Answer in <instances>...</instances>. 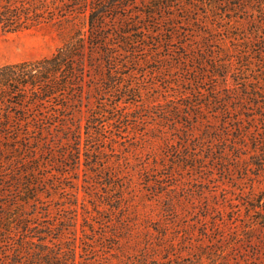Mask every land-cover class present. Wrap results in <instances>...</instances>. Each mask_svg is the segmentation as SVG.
<instances>
[{"label":"trees","instance_id":"trees-1","mask_svg":"<svg viewBox=\"0 0 264 264\" xmlns=\"http://www.w3.org/2000/svg\"><path fill=\"white\" fill-rule=\"evenodd\" d=\"M132 1L0 0V35L44 26L71 32L51 56L0 66V264L85 262L93 250L80 252L78 183L71 186L69 206H58L59 216L53 214V192L68 194L63 181L82 165L94 175L114 174L125 157L105 156L117 152L106 142L114 141L117 132L129 136L132 129L143 128L136 140L145 134L153 114L142 110L144 98L159 87L158 82L150 86V78L165 74L164 64L177 63L195 76L189 91L172 94V105L156 112L170 123L160 130L182 134L167 148L184 161L193 160L192 169L213 174L232 172L231 161L238 163L251 188L245 190L243 237L258 242L254 253L257 264H264V236L256 234L264 231V198L259 195L264 192V23L257 21V30L242 39L233 36L243 51L237 46L218 51L209 32L201 38L192 34L190 40L182 27L208 24L207 0H150V10ZM223 1L216 0L219 9ZM248 1L238 0L235 6ZM166 8H181L187 15L179 20ZM163 22L171 28H161ZM163 42L177 43L174 56L161 54ZM239 56L245 65L237 64ZM154 62L159 64L146 67ZM191 146L195 152L183 155V148ZM203 149L209 158L200 153ZM209 160L215 165L206 164Z\"/></svg>","mask_w":264,"mask_h":264},{"label":"rangeland","instance_id":"rangeland-1","mask_svg":"<svg viewBox=\"0 0 264 264\" xmlns=\"http://www.w3.org/2000/svg\"><path fill=\"white\" fill-rule=\"evenodd\" d=\"M149 1L132 2L150 10L146 5ZM207 1L211 4L209 15L204 17L208 24L182 27L189 30L190 40L193 39L192 34L201 38L209 32L218 51L235 46L241 48L233 36L240 35L242 39L257 30V21L264 23V0H249L238 7L235 6L238 0H225L221 9L216 0ZM164 12L175 13L178 19L187 15L181 8H166ZM158 14V18L163 17V12L158 11ZM219 16L224 21H220ZM161 28L171 27L163 22ZM70 35L69 29L46 26L1 34L0 66L51 56ZM256 44L247 42L253 48L258 47ZM176 45V42H163L161 54L174 56ZM168 62L171 64L170 59ZM244 63L239 56L237 64L242 66ZM158 64L149 63L146 67ZM193 66L194 62L191 68ZM257 66L261 68L259 64ZM163 67L165 74L150 78V86L158 82L159 87H153L144 98L147 107L142 110L153 114V119L149 117L151 122L145 134H139L140 139L136 140L135 135L143 131L141 127L132 129L129 136L117 132L114 141L106 142L107 148L116 146L117 152L109 150L107 152L111 155L107 152L104 155L117 159L124 156L122 164L113 169L112 175L108 170L99 175L87 173L85 165L71 172V177L63 181L70 188L68 194L53 192V214L59 216L62 211L58 206H69V200H74L70 195L71 186L77 182L80 252L84 254L86 249L93 250L83 264H257L259 257L256 258L254 248L259 247L258 242L253 244L243 237L245 224H248L245 220L248 213L245 190L250 191L251 188L246 175L236 168L238 163L231 161L232 172L216 170L213 174L215 171L211 169H192L189 165L195 163L193 160L184 161L178 153L171 154L173 148H167V142L179 139L182 134L173 129L166 133L160 130V126L170 123L156 112L172 105L168 100L172 94L189 91L193 87L189 80L195 74L183 70L179 63L177 67H166L165 64ZM123 71H128V68L124 67ZM202 86L207 89L209 83H202ZM101 97L102 100L98 101H103L105 96ZM155 98L158 100L154 101ZM201 129L202 126L197 127L196 133ZM193 147H184L183 155L195 152ZM200 153L209 158L207 150ZM208 162L206 164L215 165L213 160ZM259 195L264 198V192L260 191ZM261 205L264 207V200ZM84 218L85 226L82 225ZM256 234L258 239L262 238L264 231Z\"/></svg>","mask_w":264,"mask_h":264}]
</instances>
